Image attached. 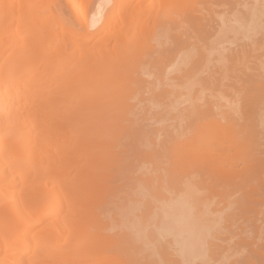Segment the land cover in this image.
<instances>
[{
  "label": "bare ground",
  "instance_id": "bare-ground-1",
  "mask_svg": "<svg viewBox=\"0 0 264 264\" xmlns=\"http://www.w3.org/2000/svg\"><path fill=\"white\" fill-rule=\"evenodd\" d=\"M54 1L0 0V264H264V0Z\"/></svg>",
  "mask_w": 264,
  "mask_h": 264
},
{
  "label": "rangeland",
  "instance_id": "rangeland-1",
  "mask_svg": "<svg viewBox=\"0 0 264 264\" xmlns=\"http://www.w3.org/2000/svg\"><path fill=\"white\" fill-rule=\"evenodd\" d=\"M51 7H52V9L54 10V12H56V13H58V14H60V15H62V17L65 19V20H67L68 22H70V24L71 25H73V27L75 28V29H78V28H80V25H79V23H78V21L75 19V17H73V15L70 13V8H69V5L65 2V0H57V1H54L53 3H51ZM157 8V5L155 6V9ZM197 10H199V13H206V12H208V5L207 4H204V3H201V4H197ZM216 9H221L222 8V6H220V5H217L216 7H215ZM198 12V11H197ZM177 26V24L175 25V27ZM178 27V26H177ZM182 27H180L179 29H181ZM173 29H174V26H173ZM179 29H174V30H176V31H178ZM182 30V29H181ZM170 31H172V29L170 30ZM180 31V30H179ZM173 32V35H175L174 34V31H172ZM169 33H171V32H169ZM177 33H179V36H180V33L181 32H177ZM177 33H176V35L175 36H178L177 35ZM190 34V37H189V35H188V31H187V35H185V37L187 36L190 40L192 39V37L194 38V36H192L191 35V32H189ZM255 33V32H254ZM254 33H252V35L254 36ZM193 34L195 35L196 34V36H197V33H195V32H193ZM172 35V34H171ZM255 35H256V33H255ZM261 35V34H260ZM195 36V38L198 40L199 39V37L197 38ZM259 36V35H258ZM257 35H256V37H258ZM169 38L171 39V41H172V38H173V41H174V37L173 36H169ZM176 38V37H175ZM183 38V37H182ZM181 38V39H182ZM188 38H186V39H188ZM170 39L168 40V41H165L166 43H168L169 41H170ZM185 38H184V43H182L181 42V44H184L183 46H187L188 45V47H190L189 45H190V41H188V40H186ZM178 40V39H177ZM193 40V39H192ZM197 40H194L195 42H199V40L197 41ZM176 41V40H175ZM180 41V39L178 40V41H176L175 42V44H177L178 42ZM164 42V44H165V46H163V45H160L159 47H158V43H155V42H153V45L152 46H150V45H148L147 47H149L148 49V51H147V53H148V55L149 56H153V55H155L154 53H153V49H151L150 47H152L153 48V46L155 47V48H157L158 50H160L161 49V51H163L164 53H165V50L167 51V49H168V47H166V46H168L169 45V47L170 46H173V45H171V43L172 42H170V43H168L167 45H166V43ZM185 43H188V44H185ZM158 44V45H157ZM163 44V43H162ZM173 44V43H172ZM174 44V45H175ZM181 46V45H180ZM231 46L233 47V48H235V46L237 47V43H232L231 44ZM165 47L167 48V49H165ZM179 49V44L178 45H176V46H173L172 48H174V51L177 49V48ZM176 48V49H175ZM152 51H151V50ZM170 50H171V52H170ZM168 51H169V54H168V52H167V55L169 56L170 55V60H172L171 59V57H172V54L174 53V51H173V53H172V49H171V47L168 49ZM262 51V50H261ZM260 51V52H261ZM153 54H152V53ZM154 52H157V50L155 49V51ZM159 52V51H158ZM161 53V52H160ZM262 53V52H261ZM260 53V54H261ZM263 54H264V51H263ZM157 55H159L158 53H157ZM156 56V55H155ZM155 56L154 57H152L151 59H152V61H155L156 60V58H155ZM159 58V57H158ZM167 60H169L168 58H166ZM263 60H264V55H263V58H262ZM166 60V62L167 63H169L168 61ZM262 60V61H263ZM191 61H192V59H191ZM259 61H261V57L259 58V59H254L253 60V58L252 59H248L247 61L245 60V62H243V64H242V62H241V64L242 65H238V64H240V62L237 64L239 67H237V66H233V68L235 69L234 70V72L236 73V76L234 77H232V76H230V77H232L233 79H235V83L233 82V83H231V81H230V85H227L226 87H229V91H231V90H233L234 92L236 91V94L234 95H231L233 92H229L228 90L226 91V99L228 100V103H234L233 104V106H232V108L234 109L235 108V106H236V103L237 104H239V102L240 101H242L243 99V97L242 96H244L245 94L244 93H246L247 92V88L246 89H244L245 91L243 92L242 90V86L246 83L247 84V82H246V80H247V78L246 77H248L249 75V72L251 71V73H252V71L254 72V71H258V68L257 67H259L260 69L263 67V63H264V61L262 62V63H260ZM256 62H258L259 64H257ZM245 63V64H244ZM190 64V63H189ZM260 64H262L261 66H259ZM235 65V64H234ZM189 66V65H188ZM187 66V67H188ZM150 69L151 70H155L157 67L154 65V62H153V66L150 64ZM156 67V68H155ZM182 67L183 68H185V65H182ZM236 67L237 68H239V70L237 71L236 70ZM259 69V70H260ZM232 70V69H231ZM262 70H263V68H262ZM157 71H158V69H157ZM207 72V71H206ZM206 72H203V73H201V74H203L202 76L200 75V78L201 79H204L205 77H204V73H206ZM229 72H230V70H229ZM232 72V71H231ZM233 73V72H232ZM235 73H234V75H235ZM219 75H220V73H218ZM230 74V73H229ZM248 75V76H247ZM152 77V78H151ZM151 77H149L148 78V76H147V79L149 80V81H152L153 79H154V77L153 76H151ZM233 79H231L232 81H233ZM237 79V80H236ZM246 79V80H245ZM245 84V85H246ZM246 87H247V85H246ZM243 88H245V87H243ZM230 94H229V93ZM238 93H240V94H238ZM242 93L244 94V95H242ZM238 94V95H237ZM234 96V97H233ZM240 97H242L241 99H239L238 100V98H240ZM236 101V102H235ZM199 103V102H198ZM202 103V102H201ZM224 103H226V101L224 100ZM243 103H244V100H243ZM243 105L241 104L240 105V108L242 107ZM232 108H230V107H228V109L227 108H225V110L227 109L228 111H230V112H233V109ZM237 108V107H236ZM230 109V110H229ZM187 121V120H186ZM185 121V122H186ZM188 121H190V123L192 122V120H189L188 119ZM225 123V122H224ZM187 124V122L184 124V125H186ZM191 125H194V124H191ZM233 126L236 128V129H238V126L236 125V124H233ZM152 128V130H154V128H156V127H151ZM229 131H231V130H229ZM228 131V133L227 134H229L230 136L232 135H234V133L233 132H229ZM234 131V130H233ZM235 132V131H234ZM222 133H225V136H229V135H227L226 134V132L224 131V132H222ZM230 133H232V134H230ZM235 134H237L236 132H235ZM225 136H224V134H223V138H222V140L225 138ZM237 136V135H236ZM235 135L233 136V137H236ZM229 138V139H228ZM225 139H228L229 141H230V144L228 145V143H229V141H225V140H223V143L225 144V145H227L226 147H228V148H226V149H228V150H226L228 153L230 152L229 151V148L231 149V152L229 153V155H230V157L232 156V155H234V154H236L238 151L236 150V147H235V150H234V146H236L235 144L236 143H234V141L233 140H236L235 138H232V137H227V138H225ZM233 145V146H232ZM230 146V147H229ZM231 146H232V148H231ZM233 150V151H232ZM235 151H237V152H235ZM235 152V153H234ZM168 153V152H167ZM169 157H171L170 156V154L168 155ZM166 158V157H165ZM164 158V159H165ZM168 159H170V158H167V159H165V160H168ZM170 161H172V159L170 160ZM238 161H239V159H238ZM167 163H168V161H166ZM236 163H238L237 165H241V167H242V164H243V166H244V163H243V161L242 160H240V162H236ZM170 164H171V162H170ZM164 166H168L169 165V163L168 164H166V163H164L163 164ZM170 166V165H169ZM168 166V167H169ZM236 167H238L240 170L243 168H241L240 166H236ZM238 184V183H237ZM229 185H231V184H229ZM232 185H234V188H238V186H240V185H237V187L235 186V183H232ZM243 186V185H242ZM245 186V185H244ZM243 186V187H244ZM230 187H232V186H230ZM242 187V188H243ZM228 188H229V186H228ZM233 188V189H234ZM240 188V187H239ZM245 188H246V186H245ZM233 189H231V190H229V191H233ZM248 189V186H247V188L245 189L246 191H247V193L245 192V190H244V188H243V192L245 193V194H247V197H249L248 195L250 194V193H248V192H250V187H249V191L247 190ZM240 190V189H239ZM238 190V191H239ZM237 191V190H236ZM236 191H233V192H235V194L233 195V197H235V196H237V195H239V199L237 200V198L235 197L234 199H236L235 201H239V202H241V200H240V197L241 198H245V201H246V203L245 204H248L247 202H248V200H246V196H244L243 194L244 193H242V196L240 195L241 194V192H240V194H236L237 192ZM239 193V192H238ZM233 199V200H234ZM242 201H243V199H242ZM244 202V201H243ZM237 203V202H236ZM242 204H244V203H242L241 202V204H239L238 203V205H242ZM261 205V204H260ZM234 206H237V205H234L233 204V207ZM248 206H249V204H248ZM261 207V206H260ZM235 208V207H234ZM242 208V207H241ZM246 208V207H245ZM264 208V207H263ZM243 210H244V208H242ZM241 209V210H242ZM242 210V211H243ZM243 214H244V211H243Z\"/></svg>",
  "mask_w": 264,
  "mask_h": 264
}]
</instances>
